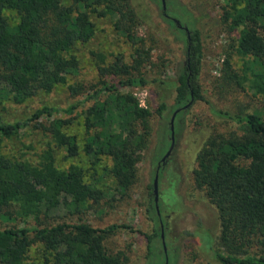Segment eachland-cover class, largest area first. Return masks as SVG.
I'll return each instance as SVG.
<instances>
[{
  "label": "trees",
  "instance_id": "16d2710c",
  "mask_svg": "<svg viewBox=\"0 0 264 264\" xmlns=\"http://www.w3.org/2000/svg\"><path fill=\"white\" fill-rule=\"evenodd\" d=\"M189 4L193 7V3ZM180 7L181 14L192 20L189 7ZM8 9L16 12V22L11 23L4 14ZM222 10V21L238 30L235 54L243 60V71L250 74L248 87L260 96L263 107L256 111H230L211 106L217 118L238 125L240 131L211 133L196 155L192 183L205 192L218 218L215 236L206 230L210 239L198 247L218 264H264V0H225ZM92 13L109 16L115 32L132 46V53L129 62L116 54L107 63L103 53L95 52L98 79L88 91L78 81L69 79L79 69L76 47L86 44L95 33ZM163 19L182 31L186 39L187 59L174 79L163 78L165 60L159 56L155 61L151 48L145 49V39L138 32L144 16L131 0H0V111L5 100L22 103L35 93L50 92L56 86H64L72 97L86 92L87 102L81 145L75 134L66 131L71 119L56 117L48 125L41 123L42 116L50 117L57 111L44 105L31 115L49 137L37 164L0 151V215L14 198H21L37 222L33 228H0V264H24L26 252L34 242L43 246L45 264L124 262V252L109 251L105 240L120 227L135 231L132 225L98 228L80 218L74 223L46 222L40 216L59 208H67L70 215L80 214L89 202L106 195L105 188H114L123 196L135 183L137 163L152 137V113L122 88L155 85L159 102L155 113L161 118L167 95L161 88L174 94L172 113L180 108L177 113L182 114L191 97L192 101L202 98L198 83L200 31L189 28L187 33L174 19L165 15ZM227 64L220 86L231 91L244 75L238 74L229 61ZM21 123L5 120L0 114V143L13 135ZM168 128L170 137V123ZM57 149L64 151L65 158L82 152L88 166L71 162L65 168L58 167ZM103 158L111 164H101ZM163 162L159 159L155 164L154 173L159 168L158 176ZM97 164L101 173L97 172ZM102 178L110 181L112 187L101 183ZM152 208L158 226L152 234L145 235L149 254L153 252V238H160L161 228L164 233L168 229L154 197ZM200 230L203 228L199 227L196 233ZM185 234L192 235L187 231Z\"/></svg>",
  "mask_w": 264,
  "mask_h": 264
},
{
  "label": "rangeland",
  "instance_id": "374dc122",
  "mask_svg": "<svg viewBox=\"0 0 264 264\" xmlns=\"http://www.w3.org/2000/svg\"><path fill=\"white\" fill-rule=\"evenodd\" d=\"M131 2L144 16L138 32L145 39V49L151 48L155 61L159 56L165 60L163 78H176L187 59L186 39L182 31L163 19L160 0ZM165 2L167 15L177 19L188 29H199L202 40L198 75L202 98L192 101L182 114L179 112L174 118V145L165 158L158 176L159 213L168 228L164 233L166 256L162 254V244L158 237L153 238V252L149 254L145 235L152 234L158 226L152 208L154 196L150 192L155 164L164 157L170 146L168 127L174 94L171 90L159 89L161 92H167L166 110L161 118L155 113L159 102L156 94L158 88L153 84L121 89L123 92L131 93L141 106L148 107L152 113L150 116L152 137L137 163L135 183L123 196L114 188H105L106 195L97 202H89L87 208L80 214L70 215L67 208H59L50 211L46 216L41 214L40 220L74 223L80 218L83 222L98 228L110 224L132 225L135 231L120 227L105 240L109 251L124 252L126 258L122 264H165V257L167 264H218L209 253L198 247L210 239V234L215 236L218 231V218L205 192L192 183L196 155L211 133L240 131L238 125L217 118L211 112V106L230 111H256L261 110L263 105L260 96L248 87L250 74L243 71V60L235 54L234 45L238 30L229 28L222 21L225 0H165ZM190 2L193 3V7ZM181 4L189 7L192 20L188 15L181 14ZM4 14L11 23L18 20L13 10H5ZM91 19L95 25V33L86 44L76 47L79 69L69 79L72 82L78 81L88 91L98 79L95 52L103 53L107 63L112 61L116 54L129 62L132 53V46L115 32L109 16H97L92 13ZM228 61L238 74L244 75L240 84L232 85L231 91L220 86L224 70H228ZM152 71L156 72V69ZM85 94L86 92L72 97L64 86H56L50 92L35 93L22 103L5 100L0 111L1 116L10 122L22 123L13 135L2 139L0 151L11 158L27 161L32 165L37 164L38 155L49 141V137L39 123L31 119V115L44 105L54 107L57 111L50 117L42 116L41 123L48 125L50 120L56 117L71 119L72 122L66 131L75 134L81 145L84 138L83 110L87 107ZM55 154L56 164L60 168L67 167L71 162L88 166V160L82 152L71 158H65V153L61 149H57ZM100 163L111 164L106 158ZM97 172H102L99 164ZM103 182L112 187L106 178H102L101 183ZM2 213L4 215H0V228H33L37 224L21 198H14ZM199 227L203 230L196 233ZM186 231L192 235L185 234ZM214 246L217 247V244ZM44 256L43 246L34 242L28 248L23 263L45 264Z\"/></svg>",
  "mask_w": 264,
  "mask_h": 264
},
{
  "label": "water",
  "instance_id": "95a60500",
  "mask_svg": "<svg viewBox=\"0 0 264 264\" xmlns=\"http://www.w3.org/2000/svg\"><path fill=\"white\" fill-rule=\"evenodd\" d=\"M161 1V5H162V10L165 12L166 11V2L165 0H160ZM175 23L179 26L182 27L187 33H188V28L184 27L182 24L179 23L178 20L174 19ZM192 102V97L189 100V102H187V104H185L183 106V108H187ZM180 110V108H177L171 115L170 118V146L168 148V151L166 152V154L164 155V157L161 159L162 161L165 160V158L169 155V153L171 152L173 145H174V118L176 113ZM158 169L156 170L155 174H154V178H153V195H154V203H155V207L158 211V188H157V183H158ZM160 238H161V242H162V246H163V250L166 253V246H165V240H164V230L161 228V233H160ZM165 264H167V258L165 257Z\"/></svg>",
  "mask_w": 264,
  "mask_h": 264
},
{
  "label": "flooded vegetation",
  "instance_id": "af4514ba",
  "mask_svg": "<svg viewBox=\"0 0 264 264\" xmlns=\"http://www.w3.org/2000/svg\"><path fill=\"white\" fill-rule=\"evenodd\" d=\"M163 15L168 16L169 18H172V17H170L169 15H167L166 11H165V12L163 11ZM172 19H174V18H172ZM157 165H158V164H157ZM165 256H166V254H165Z\"/></svg>",
  "mask_w": 264,
  "mask_h": 264
},
{
  "label": "built area",
  "instance_id": "2783aa9c",
  "mask_svg": "<svg viewBox=\"0 0 264 264\" xmlns=\"http://www.w3.org/2000/svg\"><path fill=\"white\" fill-rule=\"evenodd\" d=\"M141 105V104H140Z\"/></svg>",
  "mask_w": 264,
  "mask_h": 264
}]
</instances>
